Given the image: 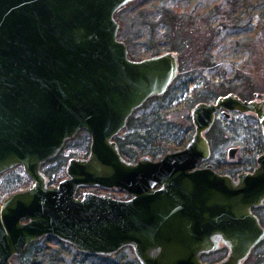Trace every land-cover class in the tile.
Segmentation results:
<instances>
[{"label": "water", "instance_id": "1", "mask_svg": "<svg viewBox=\"0 0 264 264\" xmlns=\"http://www.w3.org/2000/svg\"><path fill=\"white\" fill-rule=\"evenodd\" d=\"M131 1L0 0V173L21 165L33 181L0 202V264L46 235L87 254L131 247L140 264H244L264 237L251 211L264 202V151L235 179L205 162V132L221 110L254 113L264 138V97L229 92L195 103L190 139L158 159L119 152L113 137L179 70L170 50L128 56L114 14ZM81 129L88 154L70 157L66 176L48 185L41 163ZM236 152L230 147L228 159ZM92 186L130 196L75 195ZM221 246V259H201Z\"/></svg>", "mask_w": 264, "mask_h": 264}, {"label": "rangeland", "instance_id": "2", "mask_svg": "<svg viewBox=\"0 0 264 264\" xmlns=\"http://www.w3.org/2000/svg\"><path fill=\"white\" fill-rule=\"evenodd\" d=\"M257 2L258 6L257 8L254 7L256 11L250 24V32L247 25V11H245L246 13L238 11V14L232 15L233 18L237 15L241 16L240 27L232 28L231 25L222 28L220 23L224 21V16L220 15L218 11L226 12L230 7L229 0H133L119 8L114 14L118 23L117 38L125 42L128 56L131 59L150 57L169 49L170 28L161 23L162 15L156 14L161 5L167 8L172 7L183 14V24L186 25L183 34L190 35L191 47L197 46L199 53H196L195 49L187 52L186 56L189 57L187 61L190 59L191 61L186 64L188 66L184 68L181 75L177 74L170 88L157 98L154 97L156 95L149 97L130 115L139 122L137 127L131 129L129 125H125L113 139L115 140L118 136L123 137L137 129L138 139L135 138V140L143 146L146 144L148 147L151 142L140 136L146 132V123L152 125L151 127L155 125L153 118L155 114H159L162 121L154 130L158 134V138L170 141L184 139L182 144L177 147H170L174 146L170 143L169 148L164 150L167 152V150L184 146L194 131L191 121L192 106L199 101H213L217 97L221 85L226 86L230 82L235 84L236 93L231 91L235 94L238 92L240 95L251 99L263 98L264 32L256 36L253 25L259 14L264 13V0H250L249 5H254ZM215 4L220 6L219 9H216ZM209 11L212 12L210 14L212 19L207 17ZM211 36H213L212 40L210 39ZM237 39L239 47L235 45ZM249 41V49H247L246 45ZM215 65L219 67L215 69ZM223 71L226 72L225 77L221 74ZM185 81L188 82L185 83ZM144 119L146 123L142 124ZM205 136L211 146L210 157L205 162L213 164L216 170L221 173L227 171L240 172L243 169H248L247 167H250L256 160V156L264 151V146L262 149L259 147L262 140L258 138V136L260 137L258 120L250 115L233 114L229 118V116L218 114L211 131ZM89 144L90 134L86 130H79L72 138L67 139L57 161L53 160L42 165V170L49 173V179L56 183L65 172V164L68 158L85 156L89 150ZM230 147H238L235 158L232 160L228 159ZM145 149L143 148V152L136 155L134 159L129 160H136L144 156L158 159L162 153L164 154L162 152L152 157L144 151ZM205 162L202 163V166ZM30 183L31 180L23 168L15 166L0 174V198L4 197L6 192L23 190V188L29 187ZM83 190L108 193L118 198L129 196L128 193L120 192L117 188L98 189L97 187L78 188L76 195L80 196ZM260 216L264 224V207L260 210ZM40 245L46 247L45 243ZM34 251H37V248ZM34 251L32 250L30 254H33ZM77 251L73 245L69 244L66 251L61 255L63 257L62 264H85L77 257ZM22 253L15 255L11 259V264H20L21 261L25 260V254ZM117 255H123L127 260L138 261L131 247L121 248L109 256L115 258ZM225 255L222 249H218L207 253L204 260L217 261ZM244 264H264V237L252 248L244 260Z\"/></svg>", "mask_w": 264, "mask_h": 264}, {"label": "trees", "instance_id": "3", "mask_svg": "<svg viewBox=\"0 0 264 264\" xmlns=\"http://www.w3.org/2000/svg\"><path fill=\"white\" fill-rule=\"evenodd\" d=\"M229 2H230V7L228 10H226V12H223L221 10L218 11L220 15L224 16V21L220 23L222 25V28H227L228 26H231V25L233 26L232 28L240 27L239 21H240L241 16L237 15L235 18H233L232 15L238 14L237 13L238 11L241 13H246L245 11H247V14H248L247 25L249 26L248 30L250 32L251 31L250 24L253 20V15L255 14V11H256L254 7L257 8L258 2L251 6L249 5L250 0H229ZM215 7L216 9L217 8L219 9L220 6L218 4H215ZM210 11H212V8H210ZM211 13L212 12H210L207 15V17L209 16L210 19H212L210 15ZM152 14L155 15V13L153 12ZM156 14L157 15L161 14L162 15V18H160L161 23L166 24L170 28L169 29L170 41L168 44V48H169L168 50L177 54L179 75H181L184 68L188 66V65L186 66V64L191 61V59L190 61H187L189 57L186 56V53L189 52L191 49H195V52L199 53V48L197 46L191 47L190 35L183 34V31L185 32L184 29L186 28V25L183 24L184 16L182 13L177 12V10H175L172 7L167 8L166 6L161 5L158 11L156 12ZM253 31H255L256 36L257 34L259 35L261 34V32H264V13L259 14V17L256 19V22L253 25ZM248 36L249 34L246 37L248 38ZM210 39L212 40L213 36H211ZM249 44H250V41L246 45L247 49H249ZM235 45L236 47H239L238 39L236 40ZM207 62L208 60L205 63L207 64ZM209 65L211 66V64ZM218 67H219L218 65L214 66L215 69H217ZM221 74L223 77H225L226 72L223 71L221 72ZM187 82L188 81H185V83ZM231 91L235 92V84H232L229 82V84H227L226 86L221 85L217 94L222 95V94H225ZM154 97L157 98L159 96H154ZM153 121L155 122V125L153 127H151L152 125H150L149 123H146L145 119L141 122L142 124L146 123L145 126L147 128H146V132L143 133L141 136L140 135L139 136L143 137L148 142H151L148 147H146V144L143 146L142 144H139V142L135 140V138L138 139L137 129L123 137L118 136L115 138V141L117 142V145L119 148V152L125 159L127 160L134 159L136 155L143 152L142 151L143 148H146L144 151L153 157V156L161 154L162 152L165 153L164 150L169 148L170 143L174 144V146H170V147H177L182 144V142L184 141L183 138L176 139V140L173 139V141L163 140L161 138H158V134H156L154 130H155V127L162 121V118L159 116V114H155ZM138 123L139 122L136 121L135 117L130 116L128 118L126 125H129V127L133 129L137 127ZM263 146H264V141H262L261 146L259 147L262 149ZM58 158L59 156L55 158L54 161H57ZM49 182L55 183L54 180H49ZM93 189H96V188H93ZM119 191L124 192L121 190ZM41 243L42 244L45 243L46 247L40 245ZM69 244L70 243L64 242L54 235H46L40 238L39 240H36L35 242L28 244L24 248V251L22 254H25L26 259L21 261L20 264H62L63 257L61 255L62 253L66 251L67 246H69ZM35 248H37V251H34ZM32 250L34 251V253L30 254ZM76 255L85 264H140L137 260L135 261L127 260L125 256L123 255H117L115 258H113L112 256H109V255L87 254L79 250L76 252Z\"/></svg>", "mask_w": 264, "mask_h": 264}, {"label": "flooded vegetation", "instance_id": "4", "mask_svg": "<svg viewBox=\"0 0 264 264\" xmlns=\"http://www.w3.org/2000/svg\"><path fill=\"white\" fill-rule=\"evenodd\" d=\"M179 71V70H178ZM179 73V72H178ZM172 84V83H171ZM171 86V85H170ZM170 86H169V88H170ZM168 88V89H169ZM236 93V92H235ZM237 95L241 98V99H243V100H249V99H251V98H249V97H245V96H242V95H240L238 92H237ZM257 97H259V96H257ZM262 97V96H261ZM218 114H222V116L224 115L223 114V112H222V110L220 111V112H218L217 113V115ZM233 114H238V115H250V116H252V117H254V118H256V120H258L257 119V117L255 116V114L254 113H252V112H240V111H232L231 113H230V115H229V118L233 115ZM225 118V117H224ZM258 123H259V121H258ZM213 124H214V122H213ZM213 124L211 125V127L213 126ZM211 127L205 132V134H208L210 131H211ZM259 128H260V137L258 136V138H261V140L262 141H264V138H263V136H262V133H261V127H260V124H259ZM77 133V132H76ZM75 133V134H76ZM207 138V137H206ZM211 139V138H210ZM208 140V139H207ZM66 142L67 141H65L64 142V144H63V146H62V148H61V150L64 148V145L66 144ZM210 145V144H209ZM89 149V148H88ZM60 150V151H61ZM237 151H238V147H237ZM88 152V151H87ZM61 153V152H60ZM60 153L59 154H57V155H55L54 157H52V158H50V159H46L44 162H42L41 163V166H40V169L42 170V165H44V164H47V163H49L50 161H53L55 158H57L59 155H60ZM70 158V157H69ZM68 158V159H69ZM256 159V158H255ZM255 164H256V160L250 165V167H247L248 169H243V170H252L253 168H254V166H255ZM16 166H21V165H16ZM15 167V166H14ZM22 167V166H21ZM13 168V167H12ZM245 168V167H244ZM11 169V168H10ZM7 170H9V169H7ZM7 170H5V171H7ZM5 171H3V172H1V173H4ZM43 171V170H42ZM239 172V171H238ZM238 172H233V171H231V172H229V171H227V172H224V173H227V174H229L232 178H236V176H237V173ZM0 173V174H1ZM43 173L45 174V176L47 177V180L49 181L50 179H49V173H46L45 172V170L43 171ZM29 177V176H28ZM63 177H65V172L63 173V176L62 177H60L59 179H61V178H63ZM30 178V177H29ZM58 179V180H59ZM30 180H31V178H30ZM31 183H33V181L31 180ZM31 183L29 184V186L31 185ZM51 184H54V183H51ZM26 188V187H25ZM24 189V188H23ZM99 189V188H98ZM19 190H21V189H19ZM17 191V190H16ZM12 192H14V191H12ZM12 192H6L5 193V196L4 197H2V198H0V202L6 197V196H8L10 193H12ZM264 207V202L261 204V205H259V206H253L252 208H251V211L258 217V219H259V222L261 223V225L264 227V224L262 223V217L260 216V210L262 209ZM23 221H25V220H23ZM219 249H222L224 252H225V254L227 253V248L225 247V246H221ZM218 250V249H217ZM207 253H203V254H201V259L203 260V261H207V260H204V256L206 255ZM208 262H210V261H208Z\"/></svg>", "mask_w": 264, "mask_h": 264}]
</instances>
